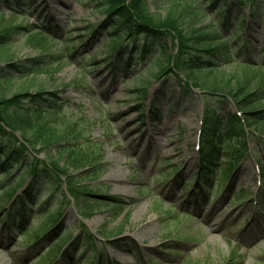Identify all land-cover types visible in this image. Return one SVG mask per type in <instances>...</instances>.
<instances>
[{"label": "rangeland", "instance_id": "obj_1", "mask_svg": "<svg viewBox=\"0 0 264 264\" xmlns=\"http://www.w3.org/2000/svg\"><path fill=\"white\" fill-rule=\"evenodd\" d=\"M97 1L18 0L16 4L10 0L15 6L13 15L0 3V18L23 28L49 23L55 37L44 52L21 31L0 50V69L6 70L7 62L55 69L49 74H13L7 96L22 89L55 93L57 122L75 124L78 144L102 158L94 174L89 168L68 172L97 195L91 198L94 201L80 204L67 195L64 178L55 184L49 179L39 182L37 191L43 198L36 199V206L27 211L29 218L22 230L7 226L0 217V264H48L51 253L47 248L65 231L72 237L83 234L80 247L70 251L72 261L65 258L60 262L58 256L54 264H90L99 254H103L99 264H264V177L259 175V166H264L262 145L251 138L246 155L230 174L243 148L226 136L225 144L218 148L219 158L213 167L206 166L212 170L209 182L203 184L200 177L202 188L197 184L190 189L199 167L202 112L220 109L217 117L225 119V113L235 109L220 97L203 92V96L184 94L171 74L151 79L149 73H155L156 68L145 69L153 55L145 64L133 55L130 67H122L120 59L110 60L107 31H100L104 16L95 9ZM208 1L194 2L205 10L196 17L183 13L190 0H146V7L157 18L180 16L185 30L189 25L201 30L207 27L223 38L237 34L243 24L241 38L230 40L235 62L222 67L228 74L252 79V68L242 69L241 65L248 62L264 67V0H218L217 8L228 6L229 22L223 26L221 17L213 14L215 9L206 11ZM224 1L225 5L221 4ZM95 28L98 31L93 35ZM130 42L125 40L124 44ZM91 56L95 60H89ZM38 58L43 63L36 62ZM260 79L264 89V78ZM142 81L149 82L145 97L134 92ZM154 102L157 117L151 113ZM32 156L27 159L44 162L42 154ZM24 172L25 167H21L5 181L15 183ZM3 189L0 187V198ZM62 190L67 200L57 234L32 248L30 233H23L36 229L56 211ZM48 197L51 204L47 211L38 212L37 204ZM121 225L122 234L113 241L116 244L101 240V232ZM90 234L100 239L101 246L95 244L94 249V244L88 245ZM86 247L90 249L84 251Z\"/></svg>", "mask_w": 264, "mask_h": 264}, {"label": "trees", "instance_id": "obj_2", "mask_svg": "<svg viewBox=\"0 0 264 264\" xmlns=\"http://www.w3.org/2000/svg\"><path fill=\"white\" fill-rule=\"evenodd\" d=\"M190 1L191 3H187L183 10L185 16L193 14L196 17L204 14L202 9L192 3L194 0ZM217 1L210 0V7L206 11L215 8ZM15 2L19 4L18 0ZM0 3H3L9 10L15 9L10 5V0H0ZM95 9L104 16L100 31H107L108 53L110 52V55L116 53L118 60L122 61V65L129 67L133 54H137L138 61L144 64L153 55V59L145 69L148 72L153 67L156 68L155 73H149L151 79L171 74L186 95H192L193 90L196 89L206 95L221 99L229 98L235 105L240 118L235 114H227V118L223 121L217 117L218 110L208 112L207 109L203 113L201 152H203L202 164L205 166L200 167L203 184L206 185L210 177L209 168L206 165L217 160V149L224 144V141L221 140L222 135L237 140L238 144H242V146L248 135L244 126L249 133L264 135V89L259 85V83H263L259 80H262L261 77L264 78L262 75L264 69L260 66H246L252 68L250 72L252 79L255 80L253 83H251L252 79H246L243 74L236 77L225 72L222 66L234 63L231 55L232 48L229 44L230 38H223L215 29L210 30L207 27L205 30H201L189 25L185 30L182 28L180 16L154 17L147 11L146 0H99L95 2ZM227 9L225 6L223 10L215 11L220 17L221 15L223 17L221 25L228 23ZM0 15H2L1 10ZM21 30L25 29L14 25L12 20L0 18V50L3 51L8 42L15 35L20 34ZM97 31L98 29L93 30L92 34H96ZM25 32H27L28 41L37 42L44 52L48 50V41L54 40L51 35L40 29L34 30L28 27ZM234 36L240 37L239 33H234ZM125 40L131 41L130 45H123ZM90 60H95V56H92ZM35 61L43 63L41 58ZM241 66L244 69L245 65ZM43 67L40 65L23 67L7 62L6 70L0 69V174H3V177H0V183L4 182L1 185L4 186V192L0 198V206L4 199L9 201L14 196L28 177L31 178L24 192L12 202L13 209L8 215L11 223L14 222L13 216L19 217L21 222L27 220L28 207H25V200L29 201L30 205H34L36 187L39 182L52 179L55 184L60 178H64L68 195L71 194L80 204L94 201L91 198L97 196L92 193L83 180L73 178L68 172H71L69 169L89 168L94 171V174L102 158L96 152L84 151L83 147L78 144L79 136L74 133L75 124L68 121L57 122V116L53 111L58 107L56 101L51 98L55 93L48 94L41 89L30 93L22 89L11 96L6 94L11 76L15 73H19L20 77L34 73L36 75L49 74L51 71H55V69ZM148 83L142 81L134 92L138 96L144 97L146 95L145 85ZM252 84L256 85L252 86ZM44 95L46 97H43ZM152 114L157 117L155 106H153ZM32 153L42 154L44 162L37 164L27 159L33 158ZM21 167H25V172L19 180H16L14 184L5 181ZM261 174L264 175V168ZM80 186L83 188L82 191ZM60 195L62 200L56 211L52 215L46 216L36 229L30 228L24 232L26 235L30 233L29 238L32 241L39 239L38 242H35L34 247L57 234L60 227L59 217L67 200L66 192L60 191ZM46 201L42 203L39 210H45L49 206L50 203ZM1 209L0 207V211ZM116 209H120V207L116 206ZM127 220L128 214L124 221ZM122 228L123 225L116 230H106L101 233L109 238L122 234ZM42 236L43 238H39ZM69 237L70 233L63 232L56 243L48 247V250L55 254ZM71 246L75 248L76 241H73ZM68 249L67 251H70Z\"/></svg>", "mask_w": 264, "mask_h": 264}]
</instances>
